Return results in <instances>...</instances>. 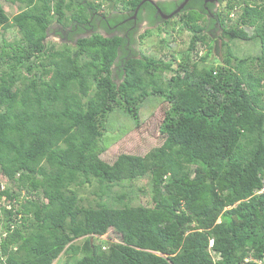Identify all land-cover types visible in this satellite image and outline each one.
I'll use <instances>...</instances> for the list:
<instances>
[{
	"label": "trees",
	"instance_id": "obj_1",
	"mask_svg": "<svg viewBox=\"0 0 264 264\" xmlns=\"http://www.w3.org/2000/svg\"><path fill=\"white\" fill-rule=\"evenodd\" d=\"M11 1L12 18L0 6V178L11 186L0 264H264V0H227L212 21L191 0L165 22L189 43L163 39L140 57L125 20L143 0ZM144 7L162 20L145 3L139 21ZM54 22L71 24V38L95 33L59 44L47 40ZM215 29L228 42L208 65L200 45L212 50ZM232 40L261 52L238 59ZM135 132L137 144L108 157ZM145 177L150 202L117 207L126 195L113 189ZM89 187L95 198L82 196Z\"/></svg>",
	"mask_w": 264,
	"mask_h": 264
},
{
	"label": "rangeland",
	"instance_id": "obj_2",
	"mask_svg": "<svg viewBox=\"0 0 264 264\" xmlns=\"http://www.w3.org/2000/svg\"><path fill=\"white\" fill-rule=\"evenodd\" d=\"M96 3L102 1V0H93ZM227 3V0H225L223 2V6L220 9V15L222 16L223 12V7L225 6V4ZM0 6L4 8V11L12 18L13 16H15L21 9L20 3H14L11 0H0ZM106 6V4H105ZM121 9V8H119ZM106 10V8H105ZM110 11V10H109ZM118 12V11H117ZM241 12V10H236L234 11V19L230 22H228V26H232L234 24V22L236 21V17L238 16V14ZM72 12H67L68 16H71ZM110 13V12H109ZM114 13V12H112ZM112 15V14H111ZM168 19H164V20H159L157 22H155L154 24H151L150 26H147L145 23L142 25L141 30H139V32L136 33L135 38H136V43L132 45V49L135 50L137 57H140L142 53H146L149 54L152 50H154L155 46H160L163 44V39H165L168 42H175L179 45L180 47H183V45H187L191 39V33L184 29L180 23H174L173 27H167L165 25V22ZM177 21V19L175 20ZM204 25H208L207 20L205 22H202ZM227 23V22H226ZM71 27H73L71 24L68 27H65L63 25H60L57 22H54L49 30V37H48V41H52V42H57L59 44H68V45H75V41L78 37H85V36H91L93 35L95 32L93 31H89L86 34H82L79 36H74L73 38H71L70 36H68V34L71 32ZM99 33L105 35V36H111L112 34H109L108 32H106L105 30L102 29H98ZM209 38L207 41L208 45L212 46V50L209 49V46H205V45H200L201 49H203V55H205L206 53H208L210 51V56L208 58V61L206 62L208 65H211L213 62L215 63H220L221 60L224 59V55H225V51H224V47H223V41L228 42V40H222V30L221 29H215V30H209L207 31ZM123 35L125 33H122ZM3 36L4 34L1 32L0 34V45L3 43ZM13 35H11L10 33L7 34V38L8 40L12 41L13 40ZM68 36V37H67ZM140 36L142 39H140ZM230 47L232 48V51L235 55L236 58L238 59H243L245 57H249V56H258L260 54V43L257 41H253V42H249V41H242V40H232L229 42ZM131 46V45H130ZM200 49V50H201ZM158 55L163 57L162 52H158ZM194 57L196 58V54L194 55ZM165 59H167L166 61L169 62L171 61V56L167 55L165 57ZM197 59V58H196ZM119 68L118 65L115 64L113 66V74L116 77V82L119 84L121 82V79H119ZM171 75V73L169 74ZM138 132H135L134 134L125 136L121 141L116 142H112L116 143L112 145V149L109 152L108 157H112L114 156L116 153H118L119 151L115 148L116 145L118 143H122V144H128L132 146V144H137V134ZM135 135V136H134ZM130 143V144H129ZM127 146V145H126ZM133 148V147H132ZM126 149V148H123ZM149 182V178L145 177L143 180L137 181V182H133V183H125L124 186L125 188H121L119 186L115 187L113 189L114 193H117L119 196H121L122 194L126 195V198L123 199L121 202H119L117 204V207H124L126 205H131V206H137V205H141V204H148L150 202V195L148 193V191H141L139 189V186H147V183ZM0 192L3 191L4 189H6L7 187H11L10 184L6 181L5 178L1 177L0 178ZM94 187H89L88 189H86V193H84L82 196H89L90 198H95V194L92 195V192L94 191ZM89 191L91 192L89 194ZM82 194V193H81ZM40 199H42V197H39ZM47 201V200H46ZM7 205V202H5V198L0 199V207H3ZM106 239V238H103ZM100 238L98 239V241L100 242ZM77 244H82L83 243V238L79 239L76 241ZM67 260L73 261L74 258L72 256H69V254H64L62 255L58 260H56L54 262V264H63L65 263Z\"/></svg>",
	"mask_w": 264,
	"mask_h": 264
},
{
	"label": "flooded vegetation",
	"instance_id": "obj_3",
	"mask_svg": "<svg viewBox=\"0 0 264 264\" xmlns=\"http://www.w3.org/2000/svg\"><path fill=\"white\" fill-rule=\"evenodd\" d=\"M152 1V2H151ZM151 1H147L145 3H150L152 6H154L157 10H158V15H160L159 13V10L162 11V13H164L165 15H172L173 13H176V10L179 9L181 6L184 5L183 9H185L187 7V5L191 2V0H189L186 4V0H184L180 6H178L177 9H172V11L170 13H167V7L165 6V10L166 11H163L160 7H159V3H162V4H165V2L167 3V5H171V3L173 2H178L179 0H151ZM223 2L224 0H218V1H207V0H204V3L203 5L205 6V11H206V18L210 19L211 21L213 19L216 18V15L220 13V9L222 8L223 6ZM144 3V4H145ZM143 4V5H144ZM172 8V6H169ZM182 9V10H183ZM181 10V11H182ZM180 11V12H181ZM179 12V13H180ZM126 13V12H125ZM172 13V14H171ZM178 13V14H179ZM128 15H130L129 13H127ZM178 14H174V16L170 19H173L175 16H177ZM141 16H142V19L139 21L138 19V16L137 14H134L133 16H129V18H127L125 21L130 23L131 21H133V25L131 26V28H129V31L130 30H135V33L139 32V30H141L142 28V25L145 23L147 26H150L151 23L149 21V17L151 16V11L147 8V7H144L142 12H141ZM160 17L162 18V16L160 15ZM162 20H164L162 18ZM128 31V30H127ZM127 31H124L122 33H125L124 35H128L129 33Z\"/></svg>",
	"mask_w": 264,
	"mask_h": 264
},
{
	"label": "water",
	"instance_id": "obj_4",
	"mask_svg": "<svg viewBox=\"0 0 264 264\" xmlns=\"http://www.w3.org/2000/svg\"><path fill=\"white\" fill-rule=\"evenodd\" d=\"M146 1H148V0H143V1H142V3L140 4V6L136 9V13H135V14L138 13L139 8L141 7V5H143ZM149 1H151V0H149ZM188 1H189V0H186L185 4H186ZM207 1H218V0H207ZM151 2H152V1H151ZM183 7H184V5L181 6L179 9H177V10H176V13H173L172 15H165L164 13H162L161 10H159V13H160V15L162 16L163 19H170V18H172V17L174 16V14H178V13L183 9Z\"/></svg>",
	"mask_w": 264,
	"mask_h": 264
},
{
	"label": "built area",
	"instance_id": "obj_5",
	"mask_svg": "<svg viewBox=\"0 0 264 264\" xmlns=\"http://www.w3.org/2000/svg\"><path fill=\"white\" fill-rule=\"evenodd\" d=\"M233 16V15H232ZM263 190H264V188H263ZM213 245V242H211V246ZM247 261H249V260H247Z\"/></svg>",
	"mask_w": 264,
	"mask_h": 264
},
{
	"label": "bare ground",
	"instance_id": "obj_6",
	"mask_svg": "<svg viewBox=\"0 0 264 264\" xmlns=\"http://www.w3.org/2000/svg\"><path fill=\"white\" fill-rule=\"evenodd\" d=\"M172 14V13H171Z\"/></svg>",
	"mask_w": 264,
	"mask_h": 264
}]
</instances>
